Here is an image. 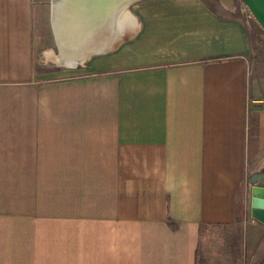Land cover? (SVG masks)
Listing matches in <instances>:
<instances>
[{"label":"crops","instance_id":"0c3cea01","mask_svg":"<svg viewBox=\"0 0 264 264\" xmlns=\"http://www.w3.org/2000/svg\"><path fill=\"white\" fill-rule=\"evenodd\" d=\"M140 4L131 37L132 14L111 51L44 79L34 0H0V264H204V230L244 218L260 240L259 32L204 0Z\"/></svg>","mask_w":264,"mask_h":264},{"label":"rangeland","instance_id":"374dc122","mask_svg":"<svg viewBox=\"0 0 264 264\" xmlns=\"http://www.w3.org/2000/svg\"><path fill=\"white\" fill-rule=\"evenodd\" d=\"M147 0H138L128 8V13L133 24L135 17L138 27L127 37H131L139 28L141 20L138 12L141 9L140 3ZM212 7H219L223 11L230 8H237L240 17L245 20L250 19V25L253 31H258L260 35H254L256 52L251 59L253 94L264 96V29L257 22L249 7L243 0H204ZM35 11V70L40 78H54L62 75L78 73L80 69L71 68L64 62L57 59L59 54L53 26H52V1L51 0H34ZM236 9V10H237ZM132 14V15H131ZM126 38V39H127ZM86 58L81 63H85ZM77 64V65H78ZM246 219L244 222L237 221L229 225H220L208 227L204 230L202 249H205L206 261L204 264H249L252 254L261 251L259 247L263 244L261 239L264 238L263 228L258 226L256 235L260 240L253 244L246 238ZM264 250V245L262 247Z\"/></svg>","mask_w":264,"mask_h":264},{"label":"bare ground","instance_id":"6f19581e","mask_svg":"<svg viewBox=\"0 0 264 264\" xmlns=\"http://www.w3.org/2000/svg\"><path fill=\"white\" fill-rule=\"evenodd\" d=\"M106 1L64 0L59 2V0H52V24L59 54L61 55L57 57L59 63L64 62L66 65L75 64L77 60L82 61L93 56V48H97V51L104 50L107 45L111 44L113 46L123 39L125 30L130 25L127 22H131L128 8L135 3L128 4L129 1L127 0H120L110 10L113 19L109 36L100 37L96 43L84 47L77 55L75 51H72V48L79 44L84 31L85 34L90 33L95 26H98L96 25V17L101 11L102 4ZM107 31L106 34L108 33ZM99 45L100 47H97Z\"/></svg>","mask_w":264,"mask_h":264},{"label":"water","instance_id":"95a60500","mask_svg":"<svg viewBox=\"0 0 264 264\" xmlns=\"http://www.w3.org/2000/svg\"><path fill=\"white\" fill-rule=\"evenodd\" d=\"M52 1V0H51ZM64 0H59V2H63ZM93 1V0H90ZM126 1V0H125ZM129 1L128 4L136 2L138 0H127ZM120 0H107L105 3L102 4L101 11L97 18V27L95 26L94 30L92 32L85 34V31L82 34V37L80 39L79 44L75 45L72 48V51L77 53H80L84 47H88L92 45L93 43H96L98 39L104 36H109L111 24L113 15L111 13V9L118 4ZM243 2L249 7L250 11L254 15L257 22L261 25V27L264 29V0H243ZM53 26V24H52ZM108 30V31H107ZM106 31L108 32L106 34ZM130 35V34H129ZM128 35V36H129ZM127 36V37H128ZM126 37V38H127ZM124 40V39H123ZM123 40H121L119 43H121ZM117 44L111 46L107 45L104 50L97 51V48H93L92 55L95 54H102L105 52L111 51ZM97 47H100L97 46ZM86 59V58H85ZM84 59V60H85ZM83 61V60H82ZM82 61L77 60V62L74 65H77L78 63H81ZM264 181V180H263ZM250 213L251 216L264 224V183L263 184H254L252 187H250Z\"/></svg>","mask_w":264,"mask_h":264}]
</instances>
